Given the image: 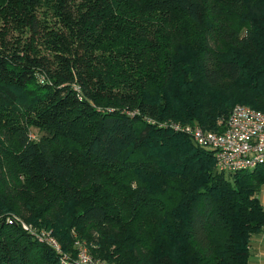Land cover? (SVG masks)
Here are the masks:
<instances>
[{
    "label": "trees",
    "instance_id": "obj_1",
    "mask_svg": "<svg viewBox=\"0 0 264 264\" xmlns=\"http://www.w3.org/2000/svg\"><path fill=\"white\" fill-rule=\"evenodd\" d=\"M235 104L264 110V0H0V264H61L14 212L105 264H247L264 164L161 125Z\"/></svg>",
    "mask_w": 264,
    "mask_h": 264
},
{
    "label": "built area",
    "instance_id": "obj_2",
    "mask_svg": "<svg viewBox=\"0 0 264 264\" xmlns=\"http://www.w3.org/2000/svg\"><path fill=\"white\" fill-rule=\"evenodd\" d=\"M223 121L224 129L221 132L205 131L198 125H180L175 122L161 125L187 134L198 146L210 148L215 168L219 172L231 174L249 171L264 164V110L235 104ZM22 227L59 253L61 264H105L101 259L94 257L82 242H76L77 257L71 261L48 231L35 232L24 224Z\"/></svg>",
    "mask_w": 264,
    "mask_h": 264
},
{
    "label": "rangeland",
    "instance_id": "obj_3",
    "mask_svg": "<svg viewBox=\"0 0 264 264\" xmlns=\"http://www.w3.org/2000/svg\"><path fill=\"white\" fill-rule=\"evenodd\" d=\"M137 1V0H134ZM12 37V36H10ZM30 135L33 136V138H38L39 132H37L36 128H31L30 130ZM80 169V166L77 165L76 167V171H78ZM23 216L28 217V210L27 209H21ZM7 216H11L13 218H15L16 220H18L21 224H24L26 226H28L29 228H31L32 230H34L35 232H44V231H48L50 236H53L55 238V240L58 242V244L60 245V250L71 259V261H73L74 259H76L77 257V252H78V248H77V244L76 242H82L86 244V240L84 238L78 237V235H75V232L72 231V243L70 244V248H63V244L61 245V242L58 240V238L55 236V234L53 233V231L50 228L44 227V226H37L36 223H32V222H27L20 214H17L16 212H14L11 215H7ZM87 246V244H86ZM76 264V262L74 263Z\"/></svg>",
    "mask_w": 264,
    "mask_h": 264
},
{
    "label": "crops",
    "instance_id": "obj_4",
    "mask_svg": "<svg viewBox=\"0 0 264 264\" xmlns=\"http://www.w3.org/2000/svg\"><path fill=\"white\" fill-rule=\"evenodd\" d=\"M258 198L264 208V185L258 192ZM247 264H264V226L250 240V255Z\"/></svg>",
    "mask_w": 264,
    "mask_h": 264
}]
</instances>
